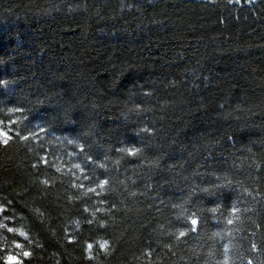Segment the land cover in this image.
<instances>
[{
    "label": "trees",
    "instance_id": "obj_1",
    "mask_svg": "<svg viewBox=\"0 0 264 264\" xmlns=\"http://www.w3.org/2000/svg\"><path fill=\"white\" fill-rule=\"evenodd\" d=\"M0 264H264V0H0Z\"/></svg>",
    "mask_w": 264,
    "mask_h": 264
},
{
    "label": "snow or ice",
    "instance_id": "obj_2",
    "mask_svg": "<svg viewBox=\"0 0 264 264\" xmlns=\"http://www.w3.org/2000/svg\"><path fill=\"white\" fill-rule=\"evenodd\" d=\"M5 135H7V133H4ZM5 143H6V141H5ZM134 150H130V153L131 152H133ZM89 159H91V157H89ZM233 211H235V209H233ZM192 223L193 224H196L197 223V221L195 220V219H193V221H192ZM229 223H231V221H229ZM184 233H180V235H183ZM107 242H105V244H106ZM101 246H104V245H101ZM89 247H91V245H89ZM25 255H29V253H27V252H25ZM9 259L10 260H12V259H14L13 257H9Z\"/></svg>",
    "mask_w": 264,
    "mask_h": 264
},
{
    "label": "water",
    "instance_id": "obj_3",
    "mask_svg": "<svg viewBox=\"0 0 264 264\" xmlns=\"http://www.w3.org/2000/svg\"><path fill=\"white\" fill-rule=\"evenodd\" d=\"M196 220V219H195ZM197 221V220H196ZM197 224V223H196ZM196 224H194V225H196Z\"/></svg>",
    "mask_w": 264,
    "mask_h": 264
}]
</instances>
